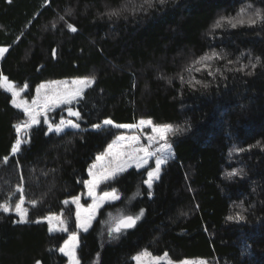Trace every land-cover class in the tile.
I'll use <instances>...</instances> for the list:
<instances>
[{
  "label": "trees",
  "instance_id": "16d2710c",
  "mask_svg": "<svg viewBox=\"0 0 264 264\" xmlns=\"http://www.w3.org/2000/svg\"><path fill=\"white\" fill-rule=\"evenodd\" d=\"M142 2L0 0V46L8 49L0 75L30 87L50 78L95 77L84 99L70 105L80 119L66 107L55 110L54 118H70L79 130L45 135L40 122L15 155L14 125L25 116L0 85V203L12 208L23 194L28 214L27 223H14L15 212L0 210V264L66 263L59 252L66 235L51 232L42 218L60 212L73 218L68 199L83 191L88 167L119 133L112 125H92L142 118L183 131L170 133L172 154L151 189L144 169L134 167L101 185L119 198L79 233L80 264H136L133 257L142 252L264 264V20L247 23L256 9L264 13V0H166L131 11ZM125 3L129 10L119 17L106 14ZM221 16L245 23L212 31ZM213 50L222 58L197 72L201 64L192 62ZM256 57L261 63L253 69ZM191 78L201 84L190 87ZM233 169L243 174L229 177ZM141 210L134 227L109 236L118 219ZM237 212L243 221L227 219Z\"/></svg>",
  "mask_w": 264,
  "mask_h": 264
},
{
  "label": "snow or ice",
  "instance_id": "6c2138e0",
  "mask_svg": "<svg viewBox=\"0 0 264 264\" xmlns=\"http://www.w3.org/2000/svg\"><path fill=\"white\" fill-rule=\"evenodd\" d=\"M47 2V0H46ZM166 2V0H143L142 4L139 5V7H136L135 5L132 6L131 11H146L148 8H153L156 6L157 3L160 5H163ZM147 6V7H145ZM129 10L128 3H125L117 8L110 9L106 14L109 17H119L122 15V13ZM245 10L242 9L238 15H242ZM68 15H71V12L68 13ZM254 17V18H253ZM59 19L61 21L65 20L64 16H60ZM264 20V13H262L261 9H256L254 13L248 18L247 23L249 25L256 24L258 21ZM227 23L230 27L235 28L238 24H243L245 21L243 19L237 20L235 17H225L221 16L219 17L211 26L212 31H215L216 29H221L224 27V24ZM53 28L56 27V24L53 23L51 25ZM66 27L71 32H76L78 29L71 23H66ZM19 39V38H18ZM8 49L6 47L0 46V56H3L5 52H7ZM53 54H55V50H53ZM219 53H217L215 50L211 52V54H205L202 57L197 58L192 63L193 64H201V68H196V71L199 72L203 69H209L210 64L207 63L208 61H211L213 59H221ZM256 62L251 64V67L254 69L258 64L261 63V58L256 57ZM228 63H232V61H228ZM245 66H241V68L237 69V71H243ZM191 68V65L189 66V69ZM186 69V70H189ZM248 75H251V73H247ZM208 75H213L212 71H208ZM181 80H183V76L180 77ZM0 79L6 80L5 77L0 75ZM95 77H85L79 81H73L74 84L79 83L84 85V87H88L92 83H94ZM190 87L195 88L197 84H201V81L195 80L194 78L189 79L186 82ZM204 88H207L208 85L205 83L202 85ZM27 87V86H26ZM45 84H41L37 86V94L39 95L40 90L42 88H45ZM7 90L11 92L12 95V101L11 103L15 105L17 108H23L24 113L26 116H28V120L23 123H17L14 125L15 131L17 134V138L15 142L11 146V153L13 155L17 154L21 150L22 144L26 143L23 137V133L29 131L33 128V126L40 123L38 117L42 114V112L39 110V104H38V98H33L32 104L37 105V110L33 111L30 106L27 104L26 101L24 102H18L17 96L24 91V89L17 90L12 85H9ZM84 99V88H78L75 91L72 92H63V93H55L51 97H45L44 103H43V114H44V123L48 125V132L45 133V135H48V133H57V134H63L66 128H72L79 130L80 125L79 123L73 122L72 120L65 121L64 119H61L59 124H56L55 122L49 123V120L47 118L46 113L54 107H58L60 105L66 106V111L68 114L72 117H76L77 119L81 118L80 111L73 110V107L70 105L74 100ZM113 125V121L111 119H105L102 124H94L92 125V129L94 130H100L102 126H109ZM116 128H124V129H144L146 127H151L152 134L148 135L146 138L149 142L147 146H139V147H132L131 151L128 152H121L119 153V157L121 158V162L118 163L115 167L106 168L103 171H93L97 167V165L94 163L89 168V176L91 179L85 180L83 183L85 187L88 189V196L93 198V203L89 205L88 207V214L85 217H81L80 208L82 207L79 204L80 197H73L72 203H75L77 205V212H76V222H77V228L82 229L83 231H88L91 221L94 218L95 212L98 208L101 207V205L108 201V200H115L118 199V197L115 195V189L112 190V192H104L101 196L96 195V189L103 183H106L110 180H114L119 174L125 172L127 168L132 167L133 165L137 169H145L146 165H149V158L155 156V167L151 168L149 165V168L147 170V179L143 181L144 184L148 186L149 189L153 186V181L159 179L160 172H161V166L165 163H167V160L170 158V153L172 149V145L167 142L168 133L176 134L178 132L183 131V129L178 127H173L171 124H164V125H154L153 121L151 119H140L138 123L135 124H116ZM87 131V130H85ZM118 140H128L130 141L131 145H137L139 143L140 138L138 136H131V137H118ZM113 145H108V150H106V154H110V150L112 149ZM238 152L244 151L243 149H237ZM140 153H143V155H140ZM104 159V155H97L96 160L101 161ZM4 163L6 164L8 162V157L3 158ZM242 170H236L233 169L232 172H230L228 175L229 177L235 176V175H242ZM18 192L22 193V188L17 189ZM149 195H152L151 191H149ZM24 203V196L23 194L20 195L19 201H17L15 205L14 211L19 216L18 221H14V223H27V210L22 207ZM35 201L32 202L33 206H35ZM65 203H68L65 201ZM0 210H2L4 213H8L12 209L8 206L7 203H0ZM143 213V210H141L140 214L137 215H128L120 219L116 222V225L114 228L109 229V236L111 238L113 237V233L119 234L123 230H127L129 228H132L135 226L136 222L141 218V215ZM49 220V223L51 222L52 217L47 218ZM228 220H236V221H243L245 217L237 212L234 216H228ZM39 222V220L37 221ZM64 230V229H61ZM51 231V229H50ZM77 237L76 234L73 233L69 240H66L64 242V245L59 248V251L63 253L65 256L69 258L70 264H80V261L76 257V247H77ZM133 259L137 262V264H141V255L137 254L133 257ZM156 260L158 261L159 258L157 257ZM36 264H40L39 261L36 262ZM182 264H187V262H182ZM200 264H205L204 261H201Z\"/></svg>",
  "mask_w": 264,
  "mask_h": 264
},
{
  "label": "rangeland",
  "instance_id": "374dc122",
  "mask_svg": "<svg viewBox=\"0 0 264 264\" xmlns=\"http://www.w3.org/2000/svg\"><path fill=\"white\" fill-rule=\"evenodd\" d=\"M83 78H85V77L50 78V79H45L42 82H39L38 84H36L33 87H30L29 84H27V83H22L20 85H15L12 82L8 81L7 79L6 80L0 79V85L5 90H7V88H8L9 85H12L17 90L24 89V91L21 92L17 96L16 99H17L18 102H24V101H26L27 104L30 106V108L33 111H36L37 110V105H33L32 104V100H33V98H38V104L40 106L39 107V110L42 112V114L38 117V119H39L40 122H43L44 121V114H43L44 98L46 96L47 97H51L55 93H63V92H66V91L72 92V91H75L78 88H84L85 89L84 85L79 84V83H76V84L73 83V81H79V80H81ZM41 84H45L46 87L45 88H42L40 90L39 95H38L36 89H37V86L38 85H41ZM10 94H11V92H10ZM62 107H66V106L60 105L58 107L51 108L46 113L47 118L49 120V123L55 122L56 124H59V122H60L61 119H64L65 121L72 120L70 118H65V117L64 118H54V116L56 114L55 113V110L60 109ZM19 109L22 110L23 113H24V110H23L22 107L19 108ZM64 110H66V108ZM51 113H52V115H51ZM24 116H25L24 117V120L21 121V122H17V123H23V122L27 121L28 120V116H26L25 113H24ZM139 120L137 122L130 123V124L138 123ZM73 122H75V121H73ZM154 125H164V124H155L154 123ZM112 126L115 127L114 124ZM47 128H48V125H47ZM116 130L119 131L118 135L115 136L107 144V146L105 147V149L101 153L97 154V155H102L103 154L104 155V159L101 160V161H97L96 160L97 155H96L94 161L90 164V166L93 165L94 163L97 165V167L95 169H93V171L99 172V171H103L106 168L115 167L118 163L121 162V158L119 157V153L131 151V148L132 147L147 146L149 144V142H148V140H147L146 137L148 135H151L152 134L151 127H146L144 129H138V128L137 129L116 128ZM170 133H168L167 142L172 145V143H171V141L169 139ZM22 135L24 137V140L26 141L27 140V132L23 133ZM131 136H138L140 138L139 143L137 145H131L130 144V141H128V140H118L117 139L118 137H131ZM16 138H17V134H16ZM109 144H112L113 147L110 150V154H106V150H108V145ZM171 154H172V149H171L170 156H171ZM140 155H143V153H140ZM149 165H150L151 168H154L155 167V156L149 158ZM149 165H146L145 166V169H144L145 175H146V179H147V170L149 168ZM90 166L88 167V171H87L88 175H87V179L86 180L91 179V177L89 176V168H90ZM162 166H161V168H162ZM132 167H134L135 169H137L134 165ZM129 168H131V167H129ZM129 168H127V169H129ZM101 185L96 189V195L98 197L101 196L104 192H110V193L112 192L113 189H107V187L104 186V185H103V188H102ZM87 193H88V189L84 185L83 191L80 192L79 194L73 196V197H80L79 204L82 206L80 208V212H81V217L82 218L85 217V216H87V214H88V207H89V205H91L93 203V198L90 197V196H88ZM115 195L119 198V194L116 191H115ZM73 197H71V198L68 199V202L72 205L73 210H74V215H73V218H72L73 220L70 219L69 217H64L61 214V212L60 213H51V214H48V215H46L45 217L42 218V221L46 222V224L48 225L49 230L51 229V232H62V233H64L66 235V238L64 239V241L62 242V244L60 245V247L64 245V242L66 240H69L70 236L73 233L76 234V237H77L76 243H77V247H78V244H79V233L80 232H85L82 229L77 228V222H76L77 205L75 203H72V198ZM116 200L117 199H115V200H108V201L104 202L101 205V207L104 206L106 203L113 202V201H116ZM16 203L12 206V208L8 205L10 207V209H12L13 212H15L14 209H15ZM22 207L24 208L23 205H22ZM100 208H98L96 210L95 215H94V218L91 221V225H92L93 221L96 219L98 210ZM48 217H52L50 223H49V220L47 219ZM17 218L20 219L18 215H17ZM120 219H122V218H120ZM120 219H118V221ZM115 225H116V223L113 224L114 227H115ZM71 226L74 228L73 231H70V227ZM61 229H64V230H61ZM77 247H76V250H75L76 251V257H77ZM140 255H141V264H158L160 262H166L168 264H182V262H185V261L187 262V264H200L201 261H204L205 264H212L207 259L200 258V257H196V258H185V259H182V260H172L166 254L154 255V254H151L149 252H142V253H140ZM65 257H66V263L65 264H70L69 258L67 256H65ZM157 257L159 258L158 261L156 260ZM135 263L137 264L136 261H135Z\"/></svg>",
  "mask_w": 264,
  "mask_h": 264
}]
</instances>
